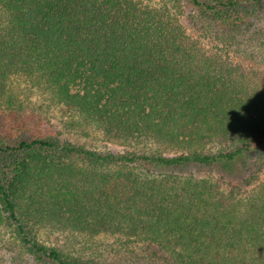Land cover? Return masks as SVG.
I'll use <instances>...</instances> for the list:
<instances>
[{
	"label": "trees",
	"instance_id": "16d2710c",
	"mask_svg": "<svg viewBox=\"0 0 264 264\" xmlns=\"http://www.w3.org/2000/svg\"><path fill=\"white\" fill-rule=\"evenodd\" d=\"M184 4L219 50L187 32ZM160 5L0 0V229L17 248L11 264H119L84 254L104 235L124 264H264V67L230 55L264 47V0ZM23 78L107 138L162 151L63 137L24 111ZM43 231L71 244L49 245Z\"/></svg>",
	"mask_w": 264,
	"mask_h": 264
},
{
	"label": "rangeland",
	"instance_id": "374dc122",
	"mask_svg": "<svg viewBox=\"0 0 264 264\" xmlns=\"http://www.w3.org/2000/svg\"><path fill=\"white\" fill-rule=\"evenodd\" d=\"M149 1L154 6H161L165 0H145ZM169 6L173 9L172 4L169 3ZM191 9L187 5H183L181 8V22L184 25L187 32L192 37H200L202 30L199 26L192 24L189 22V14ZM207 36H201L202 43L210 50L216 49V41L212 39H208ZM251 44V43H250ZM244 44L246 48H240L241 50H236V52L231 53L234 60L241 64L246 69L255 68L257 65L259 67H264V47L260 46L258 49L256 46ZM251 46L253 48H251ZM219 50L220 48L217 47ZM253 49V50H252ZM254 55V56H253ZM19 85L22 90V94L19 92V97L24 99L25 101V112L32 113L35 116H40L44 121H50L56 127V131H60L63 137L72 139L74 141L84 143L89 147L96 149H113L122 151L124 149H129L131 147H139L140 149H145L148 151H155L163 149V146H160L156 142L152 140L141 141L140 144L130 145L122 142H118L116 140H111L107 138L105 133L97 126L92 120L86 119L78 110L75 108H67L63 104H58L52 100L51 94L42 89L34 86L35 84L23 79H17L15 81V88ZM18 91L15 89V92ZM232 170L230 173L232 177L240 176L239 173L233 168L227 167L226 170ZM207 169L195 170V174L197 176H213L220 175L218 168L211 169V171H207ZM264 174L261 173V176ZM41 239L45 243L49 245H70L71 241L66 238L65 235L58 232H41ZM97 247L94 248L91 245L88 250L85 251V255H91L94 258H101V260L113 261L115 263L124 264L125 259L128 257L127 254H113L108 249H110L109 245H115V239L113 237L104 235L98 237L96 239ZM16 245V244H15ZM16 247H14L12 243L11 235L6 231V229H0V264H11V252L14 254L16 252ZM122 250V249H121ZM11 251V252H10ZM124 252V251H122ZM135 256V255H133ZM15 264H22L16 263Z\"/></svg>",
	"mask_w": 264,
	"mask_h": 264
}]
</instances>
